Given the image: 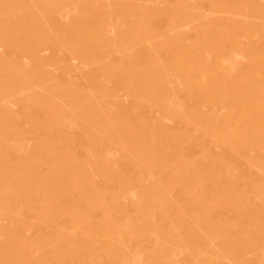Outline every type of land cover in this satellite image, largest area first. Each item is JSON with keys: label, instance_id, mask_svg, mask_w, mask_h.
<instances>
[{"label": "rangeland", "instance_id": "1", "mask_svg": "<svg viewBox=\"0 0 264 264\" xmlns=\"http://www.w3.org/2000/svg\"><path fill=\"white\" fill-rule=\"evenodd\" d=\"M0 264H264V0H0Z\"/></svg>", "mask_w": 264, "mask_h": 264}]
</instances>
